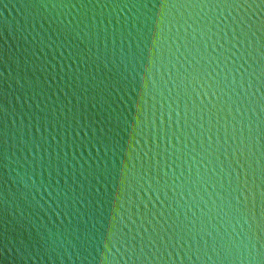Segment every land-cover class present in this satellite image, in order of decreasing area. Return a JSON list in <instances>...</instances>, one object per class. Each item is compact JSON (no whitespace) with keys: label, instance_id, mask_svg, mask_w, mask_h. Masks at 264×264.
Segmentation results:
<instances>
[{"label":"water","instance_id":"1","mask_svg":"<svg viewBox=\"0 0 264 264\" xmlns=\"http://www.w3.org/2000/svg\"><path fill=\"white\" fill-rule=\"evenodd\" d=\"M0 264H264V0H0Z\"/></svg>","mask_w":264,"mask_h":264}]
</instances>
